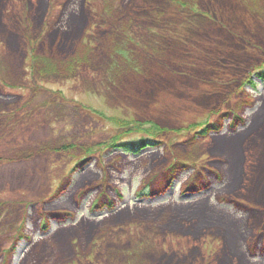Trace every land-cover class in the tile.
I'll list each match as a JSON object with an SVG mask.
<instances>
[{
    "label": "rangeland",
    "instance_id": "obj_1",
    "mask_svg": "<svg viewBox=\"0 0 264 264\" xmlns=\"http://www.w3.org/2000/svg\"><path fill=\"white\" fill-rule=\"evenodd\" d=\"M263 69L264 0H0V264L71 262L99 233L83 264H264ZM173 164L171 192L137 195ZM244 169L251 213L222 201ZM204 170L223 188L178 194ZM105 197L116 213L90 219ZM55 210L73 223L42 238ZM130 219L154 224L109 234Z\"/></svg>",
    "mask_w": 264,
    "mask_h": 264
},
{
    "label": "flooded vegetation",
    "instance_id": "obj_2",
    "mask_svg": "<svg viewBox=\"0 0 264 264\" xmlns=\"http://www.w3.org/2000/svg\"><path fill=\"white\" fill-rule=\"evenodd\" d=\"M226 203V202H224ZM94 240H96V238H93V242L92 245L87 249L89 251L88 256H92L95 260V257L98 254L99 248L97 247V244L94 243ZM75 243H71V246L73 248V252H74V258L72 259V261L69 264L75 263L77 262L78 264H81L82 261L78 260L79 256H80V248L79 247H75L74 246Z\"/></svg>",
    "mask_w": 264,
    "mask_h": 264
},
{
    "label": "trees",
    "instance_id": "obj_3",
    "mask_svg": "<svg viewBox=\"0 0 264 264\" xmlns=\"http://www.w3.org/2000/svg\"><path fill=\"white\" fill-rule=\"evenodd\" d=\"M139 130H141V132L143 131L142 128H140ZM154 130H155V128H152V131H154ZM143 132H147V133H148V132H150V131H143ZM154 134L156 135V133H154ZM119 141H120V139L117 137V138H116V142H119ZM116 144H117V143H114L115 146H116ZM114 145H112V146H113L112 148H114ZM249 241H250V243H252V242L254 241V236H253V238H250Z\"/></svg>",
    "mask_w": 264,
    "mask_h": 264
},
{
    "label": "bare ground",
    "instance_id": "obj_4",
    "mask_svg": "<svg viewBox=\"0 0 264 264\" xmlns=\"http://www.w3.org/2000/svg\"><path fill=\"white\" fill-rule=\"evenodd\" d=\"M264 94V92L262 93V95ZM262 114H264V108H263V111H262ZM123 183L122 182H116L115 185L116 186H120L122 185Z\"/></svg>",
    "mask_w": 264,
    "mask_h": 264
},
{
    "label": "water",
    "instance_id": "obj_5",
    "mask_svg": "<svg viewBox=\"0 0 264 264\" xmlns=\"http://www.w3.org/2000/svg\"><path fill=\"white\" fill-rule=\"evenodd\" d=\"M264 90V85L262 86V89H261V91H263Z\"/></svg>",
    "mask_w": 264,
    "mask_h": 264
}]
</instances>
